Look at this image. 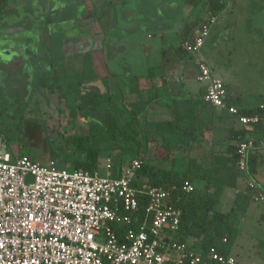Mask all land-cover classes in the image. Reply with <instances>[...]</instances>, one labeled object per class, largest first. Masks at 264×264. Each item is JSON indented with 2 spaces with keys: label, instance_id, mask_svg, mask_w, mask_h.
Segmentation results:
<instances>
[{
  "label": "built area",
  "instance_id": "obj_1",
  "mask_svg": "<svg viewBox=\"0 0 264 264\" xmlns=\"http://www.w3.org/2000/svg\"><path fill=\"white\" fill-rule=\"evenodd\" d=\"M205 19L183 48L197 56L196 79L205 85L206 102L234 115L248 131L259 123L264 129L263 117L240 114L224 80L201 55L217 16L208 13ZM259 139L264 145V133ZM5 146L0 147V264H240L233 254L215 248L203 254L188 247L178 236L181 211L171 203L170 191L147 181L134 186L140 158L117 175L109 158L107 173L100 174L62 168L55 159L41 163L28 155L13 156ZM255 146L251 136L238 142L237 169L246 185L258 189L247 176ZM183 189L194 187L186 183ZM141 196L147 198L146 214L138 222ZM263 199L261 192L257 201ZM116 227L124 231L118 234Z\"/></svg>",
  "mask_w": 264,
  "mask_h": 264
},
{
  "label": "crops",
  "instance_id": "obj_2",
  "mask_svg": "<svg viewBox=\"0 0 264 264\" xmlns=\"http://www.w3.org/2000/svg\"><path fill=\"white\" fill-rule=\"evenodd\" d=\"M110 1L112 5L120 4L124 13L117 17L118 23H115L112 19L111 29L104 45L96 43L94 40V62L92 66H85V68H91L87 72L97 75V79L87 81L86 84L100 87L102 85L100 100H103V103L106 101L104 109L110 110L109 113H113L112 110L116 109L115 102L124 99L126 106H134L140 111V120L145 121L143 127L146 131L147 129H153L154 131L166 129L170 131V149L173 154V159H170V167L172 163H175L185 168L188 157L196 159L207 168L212 167L214 178L224 185L218 199L219 202L226 204L228 209L226 208V211L220 210L217 213V217L222 219L231 209L238 191L243 190L246 184L244 175L239 173L235 165L234 156L228 151V146L236 144L238 141L231 138V129L239 130L243 127L225 111L216 109L206 102L204 98L205 85L196 79L198 71L195 61L197 56L190 53L182 56L176 50V47L181 44L186 24L206 18L209 13L206 6L199 5L200 2L196 5L185 3V9L190 10V12L176 11L177 1L165 0V4H170L169 14L166 12L168 5L165 4L156 5L148 10L146 0ZM226 2V9L229 10L233 8L237 0H226ZM6 8V12L0 16V27H5L4 29L18 28L24 45V51L22 50V52H25V50L27 52L28 48L25 49V47L29 45V38L32 35H25L24 29L16 26L19 23L21 24L26 16L22 14L21 18L18 16L16 18V9L10 8L9 4ZM222 13L217 15L216 22L212 25L210 35L203 48L212 38L215 32H213V29ZM262 15L255 16L254 19L257 23H263L264 17ZM1 24L3 25L1 26ZM39 26H37L38 31L41 30ZM229 26L230 23L227 22L223 27L224 31L228 30ZM42 33L44 31L39 32V39ZM101 46V52H106V58L102 60L100 58ZM201 51V55L205 58L203 50ZM128 52L129 54L125 56V53ZM28 59V55L22 54L12 56V59L8 62L0 61L1 71L3 70L5 73L3 79H9L7 84L13 85L14 81L19 78V87L23 90L27 85L30 87L31 79L33 82L36 78L38 80L35 69L41 70L46 63L43 65L31 64ZM59 64V67L76 68V71H79V68H84L81 64L66 60ZM50 66L52 67V65ZM212 69L214 71L213 67ZM214 73L217 76L219 75L216 71ZM56 74L60 75L55 72ZM218 77L228 84L229 101L236 106L254 107L260 104L263 99L262 97L259 100L251 101L249 96L243 95L238 88L231 84L228 74H220ZM47 92L46 88L41 94L45 96ZM91 98L88 108H98L100 104L96 105L95 100L98 99L96 94ZM168 121L184 126L198 125L195 131L198 134V136L196 135L198 139L192 141L190 147L187 148L183 145L184 139L168 127ZM147 139H150L148 143H146ZM153 139H156V141L162 140L155 133L142 136L141 145L136 146L142 150L141 157L148 154L151 143H154ZM95 142L97 141L95 140ZM100 147H111V145L106 144V146ZM136 147H134V152L139 151ZM13 149L12 147V151L9 150L13 156H17L19 153L21 155V152ZM257 154L259 157L256 165L257 172L253 177L264 188V148L259 149ZM78 156L73 148L66 150L62 147L49 159H55L60 167L70 169L74 159ZM109 158L112 161L111 172L114 175L122 172L129 163L127 161L121 163L122 158H114L108 153L107 160ZM150 162L154 163L155 161L150 160ZM97 171L99 172V169ZM261 202L264 205V199L252 203L260 205ZM255 208L249 206L244 214H248L249 210H258L259 212L260 206ZM259 213L260 219L264 220L262 218L264 210ZM262 244L263 241H260L259 245L263 246ZM262 253L264 254V252ZM237 259L242 264L239 257Z\"/></svg>",
  "mask_w": 264,
  "mask_h": 264
},
{
  "label": "rangeland",
  "instance_id": "obj_3",
  "mask_svg": "<svg viewBox=\"0 0 264 264\" xmlns=\"http://www.w3.org/2000/svg\"><path fill=\"white\" fill-rule=\"evenodd\" d=\"M176 1L179 4V0ZM237 1V3H234L233 8L229 10L224 9L222 11L223 13L221 12L222 14L219 16L218 23L215 28L213 27V32H215L202 50L205 54L206 60L214 68V72L216 71V73L219 74L218 76H220V74H228L231 84L235 88H238L243 95L249 96L251 101L259 100L262 97L264 98V21L263 23H257L254 18H248V12L245 10V6L246 8L248 7L250 4L249 0ZM145 3L147 4L146 8L151 10L156 5H164L165 0H146ZM68 4H71L70 0L9 1L10 8H14L17 11L15 13V17L18 16L21 18L22 14L26 16L25 20L22 21L21 24L19 23L16 25L19 26V28H24L25 33L34 35L37 32V26L39 25V29H41L42 32L47 25L53 29L54 25L52 23H48L50 19L52 21L58 20V22H60L63 29L66 30L68 34L61 33V37L59 34L57 35V42L56 45H54V50L57 53H59L61 46H63L64 49H67L63 43L69 42L71 38L77 34L74 33L76 30L75 27L71 29V24L74 23V18H67V13H65V11L68 13L71 12ZM165 5H168L166 12L170 14V4ZM118 8L119 7L117 5V10H119ZM262 16L264 17V15ZM37 22H39V25ZM227 22L230 23V26L228 27V30L224 31L223 27ZM28 24L30 25L28 26ZM2 25L3 24H1V26ZM4 28L5 27H0V61L8 62L12 59L14 54L18 55L20 52L23 54L22 50L24 45L21 40L22 35L20 34V31H18V28ZM26 28L28 32H26ZM65 36H68L67 39ZM34 41L35 39L32 40V42ZM47 43L48 41L44 40V42H40V45L38 46V55L46 62V64L41 68V70L35 69L38 80L36 78L34 82L39 84L45 83L49 86H56L60 82H67L68 78L70 79V83L73 77H75V81H77L78 78L76 76V68L59 67L60 64L58 62L57 64L50 63L52 62L51 59L46 58H51L52 54L42 56L44 51L50 50V46ZM64 53L67 54L66 61L74 59L76 62L78 60L76 55L72 58L71 54L66 52ZM128 54L129 52L125 53V56ZM58 58L63 62L64 57ZM77 63L80 64L79 62ZM50 65H52V67ZM86 66L90 67L92 66V63H88ZM87 70H91V68H86V71ZM55 72L60 75L62 73V75H55ZM72 72H75V74H72ZM4 76L5 73L3 70L0 71V111H2L3 115V121H0V147L1 144H5L6 150L12 151L13 147V150L17 152L19 147H21L22 152L38 155L36 156L38 161L46 163L51 155L44 152L43 149L33 148L28 138L23 136L20 138L18 136L19 129L16 126L22 129L24 128V124L20 126L19 119L13 117L9 118V114H14L15 112L18 113L20 109L17 105V96L12 89V85L9 84V87L3 86L4 81H9V79H3ZM18 79L19 78L15 81H19ZM31 82H33V80H31ZM31 84L32 83H30V86ZM3 87H5L6 91L2 90ZM101 89L102 85L101 87L93 84L83 85L81 89L82 96L79 97V102L82 103L81 107H83L80 112L87 115V122L94 127L95 133H100L102 135L97 137L98 141L95 143L102 147L106 146V144L111 145V148L104 147L100 151L99 172L100 174H106L108 153L114 158H122L125 161L130 160L131 156L135 153L133 151L135 149L134 147L140 146L141 140L135 142L129 141L127 143L121 142V144H119L120 142L118 143V141L111 139V135L105 127L106 125H102L103 119L107 118L106 113H109L110 110H105L106 101L104 102V105L103 100H100L102 94ZM47 91L46 97L49 98L47 95L50 93V90L47 89ZM94 94L98 97V99L95 100L96 105H100L96 109H94V107L91 109L88 108V106H90L89 102L92 99L91 97H94ZM34 95V97L39 98L41 105L38 107V105L32 103L29 110H26L24 113V119H35L37 123L40 120L44 121V125L40 124L41 122H39L38 125L45 130H43L44 133L47 132L49 143L51 142L52 144V141L54 140L52 137L60 136L62 139L61 143L65 144V140H68L69 136L74 134H87L89 132V127L80 119H76L78 120L77 123H72L69 126V129H66L65 125L68 120L65 115L59 114L57 119L54 118L51 112L52 110L44 104V96L40 95L39 92L37 93V91ZM74 110H76V108H74ZM37 119L39 120L37 121ZM122 124V117L118 118L115 116L112 124L113 127L117 128ZM144 124L145 121L141 120L143 136L155 133L158 137L165 139L170 148V131L166 129H160L158 131L147 129L146 131L145 127H143ZM98 135L99 134L96 136ZM57 144L59 145L58 141ZM117 145H120L121 148ZM166 154V151L160 144L151 143L150 151L143 157L148 160L155 161L154 163L156 164L167 166L168 162H163V159H161ZM249 206L251 208L260 206L259 212L264 210L262 202L260 205L251 203ZM226 208L228 209L226 204L218 202L215 211L216 213H219L220 210L226 211ZM259 212L258 210H249L248 214H244V211L242 210H235L234 213L237 218L236 225L238 226L239 231L233 242L231 254L239 257L242 264H264V257L262 253L264 252V220L260 219ZM260 241H263V246L259 245Z\"/></svg>",
  "mask_w": 264,
  "mask_h": 264
},
{
  "label": "trees",
  "instance_id": "obj_4",
  "mask_svg": "<svg viewBox=\"0 0 264 264\" xmlns=\"http://www.w3.org/2000/svg\"><path fill=\"white\" fill-rule=\"evenodd\" d=\"M198 2H200V5L202 4V6H206L208 12L212 16L219 15V13H221L227 7L226 0H185L186 4L196 5ZM8 4L9 0H0V16L6 12V7ZM50 22L51 21H48V23ZM203 22H206L205 18L186 24L184 34L181 38V44L176 47L179 55L183 56L184 54H187L183 48V43L184 41L193 38L194 30L200 27ZM80 56L81 55H79V57ZM81 65L84 68H79V71H77V81H75V77H73L71 79V83L69 78L67 82H60L56 86H49L45 83L39 84L37 82H30L32 83L31 86L28 87L27 85V87L25 86V88L22 90L19 87L18 81H14L12 89L17 96L16 101L20 111L18 113L15 112L13 115H11V117L19 119L20 126L24 124V128L22 129L16 126L19 129V131L17 130L19 132L18 136L20 138H22V136L28 138L33 148L43 149L44 152H47L50 155H54L56 151L58 149H62V147H64L66 150L73 148L74 152L79 156L74 159L70 170L85 169L90 172H94L99 169L100 151L102 149L99 144L97 145L94 143V141H98L97 137L102 135L100 133H95L94 127L92 125L90 126L89 132L87 134L71 135L68 137V140H65V144L61 143L62 139L60 136L52 137L54 140L52 139L53 141L51 144V142H48V134L47 132H43V128H41L34 120L27 118L24 119L26 108L32 102H34L33 96L36 91L43 92L47 88L50 90V92H61V96L65 98L70 96V93L79 92L80 86H82V84L86 83L87 81L97 79V75H92V73L86 71V64L82 63ZM72 74H75V72H72ZM226 87L227 91L229 92L228 84H226ZM261 102H264V98L260 101V103ZM115 105L116 109L112 111L116 115L113 113H107V118H104L102 123V125H106L105 127L108 129L111 139L118 141V143L120 142L119 144H121V142L127 143L129 141L135 142L141 140L143 136V130L140 120V111L134 106H126L127 104L125 103L124 99L115 102ZM67 106L70 108V115H72V117L75 119L76 113L73 111L75 107L71 100L67 102ZM238 108L240 114H258L264 118V108H260L259 104L254 107H245L240 105ZM0 112V116H2V111ZM229 115L236 120L234 115ZM115 116L118 118L122 117L123 119V124L117 128L113 127L112 125ZM168 127L171 128V130L180 138L184 139V143L183 141L181 142L187 148L190 147V143L192 141L198 139V134L195 132L198 128V125L194 124L190 126H184L179 123L168 121ZM231 131V138L238 141L236 144H230L228 146V151L234 156L236 167L239 157L238 142L250 136L256 139V146L250 152L248 157L247 176L251 177V179L257 183L259 188H252L245 184V188L238 191L231 209L225 214L224 217H222V219L217 217L215 210L219 202L218 195L221 193L224 185L214 178L212 167L207 168L203 164L199 163L196 159L190 157L187 158V165L185 168H182L175 163H172V166L170 167V159H173V154L169 148L168 142L162 138L160 141H156V139H153L152 141L154 143L160 144L166 151L167 154L161 159H163V162H168L169 166L166 167L165 165L152 163L145 157H141L140 153L142 150H140V148H138L139 151L135 152L131 156L130 160H127L128 162L135 158H140L142 160V164L137 171V178L133 182L134 186L139 188L143 181H147L149 186H160L170 191L171 203L178 207L181 211L178 236L181 237L183 241L187 242L190 249H195L196 251L202 252L203 254H207L211 248H215L219 253L222 254H231L233 242L239 231V228L236 225L237 218L234 215L235 210L246 211L252 202H255L259 199L261 192L264 194V188L253 177L257 172L256 165L259 159L257 156V151L261 148H264V145L260 144L259 142V138L264 133L262 124L259 123L255 125V131H253L254 133H249V131L244 128L239 130L231 129ZM257 133L260 134L259 137V134ZM97 134L99 135L96 136ZM57 141L59 142V145L57 144ZM149 141L150 139H147L146 143ZM117 146L121 148L120 145ZM18 151L21 152V155H28L32 159L38 161L36 158L38 155L24 153L21 151V147H19ZM122 162L126 161L121 159V163ZM244 178L246 182V177L244 176ZM186 183L192 184L194 189L189 192L185 191L183 186ZM140 201L139 213L138 216H136L138 222L145 218L147 198L145 196H141ZM262 218L264 219V213ZM138 222H136V225H138ZM116 231L118 234H120L124 231V228L116 227Z\"/></svg>",
  "mask_w": 264,
  "mask_h": 264
},
{
  "label": "flooded vegetation",
  "instance_id": "obj_5",
  "mask_svg": "<svg viewBox=\"0 0 264 264\" xmlns=\"http://www.w3.org/2000/svg\"><path fill=\"white\" fill-rule=\"evenodd\" d=\"M70 2L71 4H68V7H70L71 12L68 13L67 11H65V13H67V18H74V23L71 24V29L75 27L76 30L74 31V33H77L76 36L72 37L69 42L63 43L67 47V49H64V47L61 46L59 53H57L54 50V45H56V42H57V35L59 34V36L61 37V33L63 34H68V33L66 30L63 29V26L60 24V22H58V20L52 21L50 19L49 21H51L50 23L54 25V28L52 29L50 26L47 25L44 28V33L41 34L40 39L38 38L39 32H41L42 30L38 31V28H37V32L34 35L31 34L32 37L30 36L29 38V41H30L29 45L25 47V49L28 48L27 49L28 53L25 50L23 54L28 55V58H29L28 61L31 64L43 65L44 63H46L38 55V46L40 45V42L42 41L44 42V40L48 41L47 44L50 46V50L44 51V53H42V56H45L47 54L49 55L52 54L51 58H48V57L46 58V59H51L52 62L50 63L65 62L67 54H65L64 52L71 54L72 58L75 55H76V58H78L76 62L74 61V59L72 60L69 59L68 61H71L74 63L79 62L80 64L93 63L94 62V50H95L94 45H93L94 40L96 41V43H100L104 45V43L106 42L107 35L111 29L110 23L112 19L115 23H118L119 20L117 17H120L124 13L123 10H121L122 7H120L121 6L120 4L112 5L110 0H70ZM249 3L250 4L248 5L247 8L245 6V10L248 12V18H255V16L262 15V14L264 15V0H249ZM117 5L119 7L118 8L119 10H117ZM185 6H186L185 0H179V4L177 5L176 11H179V10H183L184 12L188 11L187 9H185ZM192 11L194 10L192 9ZM188 12H190V10ZM38 23L39 22H37V24ZM29 25L30 24H28V26ZM24 32H25V29H24ZM26 32H28L27 28H26ZM25 35L29 36L30 34L25 33ZM43 36H44V39H43ZM65 37L67 39L68 36H65ZM33 39H35L34 42H32ZM101 48L102 46L100 47V52H101ZM20 55H22L21 52L18 55L14 54L13 56H20ZM79 55L81 56L79 57ZM58 57L60 58L64 57L63 62ZM100 58L101 60L103 58L105 59L106 52L102 51L100 53ZM0 71H1V68H0ZM85 84L86 83L82 84V86ZM3 86L9 87V84H7V81H4ZM82 86H80L79 92L70 93V96L65 97V98H63L61 96L62 93L58 91L50 92L47 95L49 98H47L46 95L44 96L43 94H41V92H39L40 95L44 96L43 97L45 101L44 104H46L52 110L51 112L54 118L57 119L59 117V114L65 115L66 119L68 120L65 125L66 129H69V126L72 123L74 124L77 123L78 120L76 119H80L81 121H83L84 124L87 125L89 128L91 126V124L87 122V118H86L87 115L85 113L80 112L83 109V107H81L82 103L79 102V97L82 96V92H81ZM5 87L2 88L3 91H6ZM34 96H33L34 102L32 103H35L39 107V105H41V102L39 98H36ZM69 100H71V102L73 103L74 107L77 110L76 111L73 109V111H75L76 113L75 119L72 117V115H70V112H69L70 108H68L67 106V102ZM32 103L26 108V110H29V107L32 105ZM63 104H64V107H63ZM11 115L13 114H9V118L11 117ZM2 118H3V115L0 116V120H2ZM38 120L39 119H37V121ZM34 121L36 122L35 119ZM39 122H41L40 124L44 123V121L42 120L38 121V123Z\"/></svg>",
  "mask_w": 264,
  "mask_h": 264
}]
</instances>
